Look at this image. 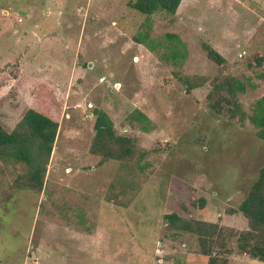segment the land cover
<instances>
[{
	"label": "rangeland",
	"instance_id": "374dc122",
	"mask_svg": "<svg viewBox=\"0 0 264 264\" xmlns=\"http://www.w3.org/2000/svg\"><path fill=\"white\" fill-rule=\"evenodd\" d=\"M130 1L0 0V121L13 130L35 108L59 122L41 192L14 189L26 165L0 162V264H182L199 244L172 228V212L248 228L231 210L264 165V138L249 118L213 112L207 95L229 74L247 84L248 115L264 98V0H182L175 15ZM186 78L205 82L189 92ZM96 108L140 154L91 152ZM229 264L264 261L235 252Z\"/></svg>",
	"mask_w": 264,
	"mask_h": 264
},
{
	"label": "trees",
	"instance_id": "16d2710c",
	"mask_svg": "<svg viewBox=\"0 0 264 264\" xmlns=\"http://www.w3.org/2000/svg\"><path fill=\"white\" fill-rule=\"evenodd\" d=\"M181 2L182 0H131L129 6L147 15L159 11L175 15ZM148 25L151 29L150 22ZM149 35L147 30L135 40L147 43ZM170 37L175 38L176 35L171 34ZM203 48L211 61L221 66L227 63V58L209 43H204ZM172 56L174 59H183L186 52L175 46ZM186 82L190 92L201 87L205 81L197 82L186 78ZM246 89L247 84L234 75L225 74L215 78L207 95L209 108L230 119L238 118L243 122L249 118L259 127L258 136L264 138V98L258 102L255 112L248 115L239 100V94ZM94 112L95 137L91 145L93 154L100 156L102 161L132 159L140 154L135 138L119 134L114 120L106 110L96 108ZM137 112L139 118L148 120L146 114ZM58 130L59 122L56 119L35 108H29L13 130H8L0 121V162L26 165L25 172L19 174L14 181V189L43 190ZM10 196L9 194L8 197ZM206 204V198H202L200 207L204 209ZM231 211L244 215L248 222L247 229L238 230L219 222L185 218L176 212L165 215L172 228L191 233L198 239L199 250L187 254L181 260L182 264H229L230 257L235 252L264 261V165L245 199Z\"/></svg>",
	"mask_w": 264,
	"mask_h": 264
}]
</instances>
